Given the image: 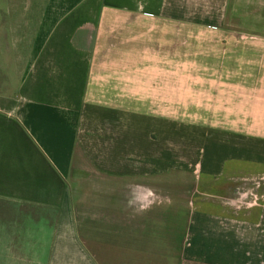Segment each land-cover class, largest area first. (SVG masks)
<instances>
[{
    "label": "crops",
    "instance_id": "crops-1",
    "mask_svg": "<svg viewBox=\"0 0 264 264\" xmlns=\"http://www.w3.org/2000/svg\"><path fill=\"white\" fill-rule=\"evenodd\" d=\"M261 174L264 0H0V264H264Z\"/></svg>",
    "mask_w": 264,
    "mask_h": 264
},
{
    "label": "rangeland",
    "instance_id": "rangeland-1",
    "mask_svg": "<svg viewBox=\"0 0 264 264\" xmlns=\"http://www.w3.org/2000/svg\"><path fill=\"white\" fill-rule=\"evenodd\" d=\"M208 142H210V140H208ZM186 158L187 157H183V156L176 155V163L187 162L186 160H188V158L187 159ZM195 168H196V170L193 171V169H192L191 174H190L191 175L190 179L192 181V185H193V182L195 180H197V175H198V168L197 167H195ZM260 178L262 180H264V174L257 175V176L254 177V179H250V180L244 179V180H241V181H246L247 180L246 181V184H242V182L240 183V181H239V183L234 188H232L230 195L228 197H226V199H224L225 202L229 206L234 207L236 209L248 208V207H245V205L238 206L237 204H235L234 201L235 200H238L241 197H245L244 195H241L240 193L244 192V193H246L248 195L249 191H251V190L256 191L259 195H263L264 194V188L263 187L262 188H259L257 190V189H253L252 188L253 186L251 184V182L253 180H259ZM193 190L196 191L197 189L192 188V191ZM196 194L199 195V193H196ZM155 199H156V197H155ZM238 203L239 204H244L245 203V198H242L240 201L238 200ZM128 207H129V204H128ZM125 261L126 260H125L124 257H122V253L121 252H119L117 250L111 252V259H110V263L109 264H120L121 262L122 263H125Z\"/></svg>",
    "mask_w": 264,
    "mask_h": 264
},
{
    "label": "built area",
    "instance_id": "built-area-1",
    "mask_svg": "<svg viewBox=\"0 0 264 264\" xmlns=\"http://www.w3.org/2000/svg\"><path fill=\"white\" fill-rule=\"evenodd\" d=\"M252 184V188L253 189H259V188H264V180H262L261 178L259 180H253L251 182ZM241 195H244L245 197H241L238 200L240 201L242 198H245V203L244 204H239L238 200H235V204H237L238 206L240 205H245V207H253L255 205H258L260 201H264V194L263 195H259L256 191L251 190L249 191L248 195L244 192L240 193ZM242 203V202H241Z\"/></svg>",
    "mask_w": 264,
    "mask_h": 264
},
{
    "label": "clouds",
    "instance_id": "clouds-1",
    "mask_svg": "<svg viewBox=\"0 0 264 264\" xmlns=\"http://www.w3.org/2000/svg\"><path fill=\"white\" fill-rule=\"evenodd\" d=\"M154 195H155L154 193L149 191V196H154ZM135 203L138 204L139 211H147L151 208L154 201H150L148 203H145V202H143V200L141 198L137 197V198H135ZM128 204H129V206H134V201L130 199L128 201Z\"/></svg>",
    "mask_w": 264,
    "mask_h": 264
}]
</instances>
